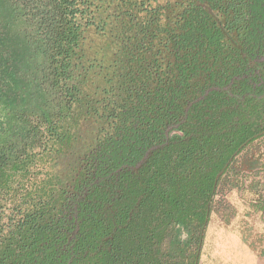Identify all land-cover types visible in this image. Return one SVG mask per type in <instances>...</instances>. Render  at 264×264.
I'll list each match as a JSON object with an SVG mask.
<instances>
[{
	"label": "trees",
	"instance_id": "16d2710c",
	"mask_svg": "<svg viewBox=\"0 0 264 264\" xmlns=\"http://www.w3.org/2000/svg\"><path fill=\"white\" fill-rule=\"evenodd\" d=\"M208 3L156 43L121 31L104 74L84 30L126 16L0 0V264H199L221 185L264 146V0ZM92 168L70 220V184Z\"/></svg>",
	"mask_w": 264,
	"mask_h": 264
},
{
	"label": "rangeland",
	"instance_id": "374dc122",
	"mask_svg": "<svg viewBox=\"0 0 264 264\" xmlns=\"http://www.w3.org/2000/svg\"><path fill=\"white\" fill-rule=\"evenodd\" d=\"M92 1L93 12L103 19L108 18L110 9L105 6L109 1ZM152 4L154 3L151 2L150 5ZM133 12L138 16V12ZM133 12L132 15H135ZM113 20L114 18H108V23H103V31L97 30L96 24L86 27L79 48L80 53L84 54L83 58L88 59L91 64L97 67L101 63L104 74L109 73L108 66L116 48L115 43L110 41H114L119 34L112 32L110 23ZM92 58L98 59L100 63L92 61ZM255 62L252 59L250 63L253 65ZM257 143L238 160L243 178H246L244 182H238L237 179L230 182L228 179L221 185L215 208L204 231L199 264H264V209L261 206L264 167L261 164L251 167L246 160L258 157L261 150H264V146ZM261 161H264V157ZM39 168H42L41 165ZM232 183L236 185L233 186Z\"/></svg>",
	"mask_w": 264,
	"mask_h": 264
},
{
	"label": "flooded vegetation",
	"instance_id": "af4514ba",
	"mask_svg": "<svg viewBox=\"0 0 264 264\" xmlns=\"http://www.w3.org/2000/svg\"><path fill=\"white\" fill-rule=\"evenodd\" d=\"M109 2L105 7L110 9V12L115 15L121 14L122 18L125 16L129 21L126 28H123L122 23L117 17L111 21L112 29L116 33L117 38L121 37L122 34L127 35L133 39L138 38L142 44L147 45L149 42H158L165 35V29L169 28L167 23L171 26L175 24L177 19L181 17V12L185 9L199 6L203 9L209 8V0H172L157 1V0H108ZM152 6L150 5V3ZM122 11V13H120ZM138 12V16L133 12ZM124 12V14H123ZM132 12L135 15H132ZM132 21V24L129 22ZM126 24V23H125ZM130 24V25H129ZM113 34V33H111ZM115 38L114 40H116ZM146 160L144 158L139 166ZM138 168V167H135ZM95 170L93 168L87 172L84 177H79L77 174L74 180L70 184L72 195L69 197L66 203L65 213H68L69 219L77 218V211L79 201L84 199L89 193L94 183H97L99 179L95 178ZM77 178V179H76ZM72 231L69 236V242L79 231V224L75 220L71 223Z\"/></svg>",
	"mask_w": 264,
	"mask_h": 264
},
{
	"label": "water",
	"instance_id": "95a60500",
	"mask_svg": "<svg viewBox=\"0 0 264 264\" xmlns=\"http://www.w3.org/2000/svg\"><path fill=\"white\" fill-rule=\"evenodd\" d=\"M222 173H223V170H222V171H220V173L217 175L216 182H217V180H218L219 176H220Z\"/></svg>",
	"mask_w": 264,
	"mask_h": 264
}]
</instances>
